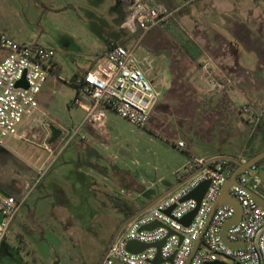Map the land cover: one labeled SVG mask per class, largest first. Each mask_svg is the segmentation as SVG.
I'll list each match as a JSON object with an SVG mask.
<instances>
[{
  "label": "rangeland",
  "instance_id": "rangeland-1",
  "mask_svg": "<svg viewBox=\"0 0 264 264\" xmlns=\"http://www.w3.org/2000/svg\"><path fill=\"white\" fill-rule=\"evenodd\" d=\"M113 2L115 0H0V33L19 43L38 42L57 53L60 77L47 79L36 96L38 109L47 117L50 127L69 128L80 122L84 112L72 104L77 92L74 82L81 78V70L99 60L109 39H123L121 36L118 40ZM261 2L264 5V0ZM182 3L183 0L177 4ZM254 14V19L258 18V14L264 17V10H256ZM186 20H189L188 17L174 16L157 32L155 41L150 38L145 41L151 50L166 57L173 55L162 64L161 58L153 64L156 81L160 82L158 89H162V93L151 111L149 125L133 127L116 113L106 111L105 136L94 139L90 144H81L84 149L78 156L72 152L73 162L67 165L66 174L71 175L76 183L72 186L73 190L70 187L77 197L70 212L67 211L71 216L65 213L54 222L48 211L44 222H38L42 231L22 222L17 224L0 245V264H98L122 215L107 207L103 196L96 190L85 201L81 198L88 189L80 182L81 173L91 170L89 173L96 183H105L111 191H119L130 202L133 200L141 204L148 201L146 192L154 191L155 197L167 188L165 182L175 183L179 175L177 171L186 158L183 151L173 146L175 140L169 133L176 132L180 139L198 152L225 154L237 151L236 140L222 134L232 130L233 125L229 122L220 125L221 133L219 128H212L211 123L218 125L223 118L231 121L233 117L237 125L234 130L246 133L249 131L248 115L241 110L246 107L249 113L259 117L263 102L252 99L255 95L248 98L250 91L243 85L235 87L237 82H231L234 76L231 64L224 57H215L210 50L211 57L194 59L199 62L196 66L201 72L206 67L218 80L222 75L228 77L229 81H223L229 90L223 91L222 103L213 111H204L202 105L190 103L189 99L195 93L187 91L183 84L186 71L190 69L183 50L190 53L193 45L190 36L199 39L201 34L198 30H189L184 22ZM120 32L126 35L124 31ZM148 55L152 58L150 53ZM243 74L246 80L248 74ZM195 76L196 79L199 77L198 69ZM197 80L200 87V79ZM251 85L254 86V83ZM233 88L238 92H230ZM259 125L257 122L251 135L257 143L256 147L260 144ZM202 135L205 140L197 139ZM39 143L42 141L30 136L27 140L12 138L9 141L10 148L3 149L0 154V183L3 186L18 184V174L33 173L34 166L43 162L46 153L37 146ZM261 148H264V136ZM32 207L28 202L22 209L27 211Z\"/></svg>",
  "mask_w": 264,
  "mask_h": 264
},
{
  "label": "built area",
  "instance_id": "built-area-1",
  "mask_svg": "<svg viewBox=\"0 0 264 264\" xmlns=\"http://www.w3.org/2000/svg\"><path fill=\"white\" fill-rule=\"evenodd\" d=\"M119 1L124 8L119 28L131 37V42H111L99 60L74 82L77 93L72 104L84 112L80 122L69 128L59 126L54 140H48L50 133L42 140L47 160L35 168L31 178L23 180L19 196L0 194V244L20 206L63 152L75 141L92 143L93 138L87 131L105 136L106 111L116 113L133 127L144 128L148 124L160 92L147 74L154 70L153 59L148 53L138 56L137 49L150 30L164 28L182 5L170 8L156 0ZM202 69L207 92L229 90L228 85L216 79L206 67ZM59 71L54 49L35 41L19 43L0 33V149L7 147L12 138L27 140L22 129L38 110L36 96L47 79H59ZM22 76L26 88L15 85ZM241 111L248 115L252 135L259 117L249 113L246 107ZM45 125L50 126L48 122ZM173 146L186 154L177 171L181 183L130 219L119 230L99 264H155L157 249L148 246L140 252H130L126 244L131 240L145 244L163 241L158 251V264L215 261L219 264H264V208L253 197L255 193L264 199L258 166L251 165L238 173L228 186V193L240 204L241 214L238 221L226 229L224 238L222 227L234 215V208L229 204H216L233 170L248 160L245 148L234 156L204 158L187 152L185 140L178 139ZM205 181L208 186L198 203L192 198L184 199ZM195 209L189 223L182 224L181 219ZM148 225L152 227L144 228ZM226 242H238L239 246L231 247Z\"/></svg>",
  "mask_w": 264,
  "mask_h": 264
},
{
  "label": "crops",
  "instance_id": "crops-1",
  "mask_svg": "<svg viewBox=\"0 0 264 264\" xmlns=\"http://www.w3.org/2000/svg\"><path fill=\"white\" fill-rule=\"evenodd\" d=\"M156 1L162 2L167 7L172 8L178 5L177 3H180L181 0H156ZM113 3H114V7L112 9V12L114 17V22L116 24L117 35L119 34L118 35L119 37L122 36L123 39H126L125 38L126 35L123 36L119 28V23L122 21L124 16L123 5L119 0H115V2ZM183 3H185V6L183 8L185 10L184 14L176 15L175 17L178 16L188 17L189 20L184 21L186 22L185 24L186 27L192 31L198 30L201 34V37L199 39L190 36L191 42L193 44V45L191 44L192 49L194 48L195 52L192 49L190 53L186 49L183 50V54L185 53L186 55L183 57L187 60L186 61L187 63H190V69L186 71L183 84L187 91L189 90L195 93L194 97H190L189 99L190 103L192 105L194 103L199 106L202 105V109L204 111H208V110L213 111L215 106L222 103L221 101L223 100V96H224L222 94H224L225 92L223 93V90H221V92H219V90L214 91L212 93L207 92V84L204 78V74L203 72H201V70H199V68H197L198 66H196L197 64H199V62H196L194 60L196 59V57L199 58L211 57L212 55L210 54V50L212 51L215 57L217 56L224 57L225 59H227L228 63L231 64L232 69H234V71H232L234 76L231 79V82L232 83L237 82L236 86L233 84L235 87L240 88L243 85V87H246V89L250 91L248 94V98L250 95H255L254 96L255 98L252 99L262 100L263 102L262 111L261 114L259 115L260 144L258 145V147H256L257 143L251 137L249 131L246 133L242 132L240 134L238 130H234L235 128H237V125H235V120H233L232 117V119H230L231 121H227L226 119L223 118V121H220L218 125H213L211 123V126L212 128L213 126L215 128H219V130L222 133V129L220 128V125L222 124L227 125L228 122L233 125L232 130L229 129L227 133L225 132L222 134L226 135L228 138H234L236 140L237 142L236 152L225 153V154L198 152V150L194 149L191 144H187L188 146L187 152H190L191 154L197 157L211 158L222 155L234 156L238 154L243 148H245V155L247 156V153H250L251 151L256 150L257 148L262 147L263 136H264V17L263 14H258L257 19L253 18L255 17L254 11L264 10V5L261 2V0H255V2H249L248 0H245L243 3L241 0H183ZM159 30L160 29L150 30L144 36V38L141 41L142 43L139 45V48L137 49L138 56H141L142 54L145 53H150L152 55L154 64L156 63V60L158 58H161L160 64H162L166 60V58L169 57L171 58V56L173 57V55H167V57L165 55H161L160 52H155L154 50H151L147 46V43L145 41L149 38L155 41V39L158 36L157 32ZM129 42H131V40L128 41L127 43ZM107 48L108 46H106V48L101 51L100 57L102 54H104ZM198 49H200V51H198ZM174 52H176V50H174ZM157 66L158 64H156V68ZM78 69L80 70L79 67ZM88 69L89 68L85 70H81L83 71L82 75ZM197 69L199 71V77L197 79H200V87L197 85L198 80L196 79L195 76ZM154 70L148 71L147 74L150 81L152 82L154 87L160 92L161 95L162 89L161 90L158 89V84L160 82L156 81V74L154 73ZM243 73L248 74L247 76L248 78H245L246 80H244ZM220 79H222L221 82L224 84L225 81L223 80L229 81V78L228 77L226 78L225 75L224 76L222 75V78ZM257 81L258 83H256ZM251 83H254V86L252 85L250 86ZM230 92H238V91L233 88L232 91ZM213 117L216 118V115H213ZM218 119L220 118L218 117ZM43 122L45 123L47 122V117L38 109L36 110L32 119L27 121V123L24 125L22 132L25 133L27 136H30L32 139H37V140L39 139L42 141L49 133L51 134L50 126L48 127ZM54 129H57L59 131V126L55 127ZM87 133L90 136H92L93 140L100 138V135H98L97 133H93L89 131H87ZM169 136L171 137L172 140L175 141L181 138L180 136L176 135V132L169 133ZM197 139L205 140L206 137L202 135ZM41 144L42 143H39L37 146L39 148H42ZM81 144L83 143L79 141H75L63 152L59 161L49 170V172L40 181V183L33 189V191L27 197L25 202L20 206L17 214L15 215L13 221L9 226L7 235L12 229L16 227L17 224H21V222L24 225L29 224L30 226H33L35 229L36 227H38L42 231L43 228L42 226L40 227L38 222L40 221L44 222L45 215L47 214L48 211L51 212L49 216L50 218L53 219L54 222H56L57 219L62 218L65 215V213L71 216V214L68 212H70L71 205L77 202V197L73 195L72 191L70 190V187L73 190L72 186L75 185L76 183L72 181L71 175L66 174L67 173L66 170L68 168L67 166L68 163L70 161L73 162L72 159H74L73 157L74 154L72 152H76L75 154L77 155L84 149L83 147H81ZM5 148L9 149L10 148L9 144ZM5 148L0 149V154L4 151L3 149ZM90 149L92 148L90 147ZM46 160H47V155L41 164H43ZM41 164L34 166L33 173H26L22 175L18 174L17 176L18 184H14L12 186H5V185L3 186V184L0 183V194L2 193L1 195L5 194V195L19 196L23 189L22 188L23 180L31 178L35 174V170H36L35 168L40 166ZM89 171L85 173H81L80 171L81 173L80 182L83 185H85L86 188L88 187V189L86 190L89 191L87 192L85 190L86 195L85 196L82 195L81 198L85 201L86 198L87 199L90 198L92 192L96 190L100 193V195L103 196L105 200L104 203L107 204V207L111 208V203L109 202L106 195L116 194V192L111 191L109 187L105 185V183L102 182L96 183L95 178L91 176ZM61 175L63 176L62 178L60 177ZM176 180H179L178 177ZM117 194H119L125 200L129 201L126 197H124V195H122L121 192L118 191ZM95 199L96 198H94V200ZM28 202H30L33 205V207L31 210L28 209L27 211H25L22 208L23 206L28 204ZM132 203L135 202L132 200ZM43 226L50 227L49 224H44ZM52 231H53L52 234H55L54 230ZM102 256L103 254L101 255V258ZM101 258L99 259L98 264Z\"/></svg>",
  "mask_w": 264,
  "mask_h": 264
},
{
  "label": "water",
  "instance_id": "water-1",
  "mask_svg": "<svg viewBox=\"0 0 264 264\" xmlns=\"http://www.w3.org/2000/svg\"><path fill=\"white\" fill-rule=\"evenodd\" d=\"M16 86H20L23 88H26L27 84L25 82L24 76L21 77L20 80H18L15 84ZM50 132H51V140H54L57 135L59 134V131L57 129L51 128L50 127ZM264 158V149L261 150L260 152L256 153L254 156H252L251 158H249L245 163L243 164H239L231 173V175L229 176V178L227 179L226 183L224 184V186L222 187V190L220 192V195L218 197L217 200V205L220 204H229L234 208V215L228 220L226 221V223L223 225L222 227V237L224 238V234L226 229L235 224L241 214V208H240V204L239 202L233 198L229 193H228V186L234 182L235 180V176L246 170L249 166L251 165H255L258 161H260L261 159ZM258 174H259V178L261 183L264 185V168H259L258 170ZM181 183V181L176 182L175 184H173L171 187L165 189L164 191H162L159 195H157L156 197H154L150 202H148L146 205H144L140 210H138L136 213H134L133 215H131L130 217H128L127 219H125L118 227V229L115 231V233L113 234V237L111 238L109 244L107 245V248L105 250V252L107 251V249L110 247V245L112 244V242L114 241L116 235L118 234L119 230L132 218H134L135 216H137L138 214H140L141 212H143L144 210H146L149 206H151L154 202H156L158 199H160L161 197H163L165 194H167L168 192H170L172 189H174L177 185H179ZM208 186V181L202 182L201 184H199V186L197 188H195L191 193H189L184 199L187 198H192L194 199L197 203L200 201L202 195L204 194L206 188ZM2 194V193H1ZM5 195V194H4ZM253 197L255 198L257 204L264 208V199L262 197H260L259 195L253 193ZM167 212H169V210H167ZM196 209L193 210L192 212H190L189 214H187L186 216H184L181 219V223L186 225L189 223L190 219L192 218V216L195 214ZM152 225H148L144 228L148 229L151 228ZM163 241L160 242H156L153 244H145V243H141V242H137L134 240L128 241L126 244V249L130 252H140L141 250H143L144 248L148 247V246H154L157 249V254L153 260V262L155 264L159 263V248L162 245ZM229 246L231 247H237L239 246L238 242H226ZM171 260V258L169 259ZM204 264H219L218 262H205Z\"/></svg>",
  "mask_w": 264,
  "mask_h": 264
},
{
  "label": "trees",
  "instance_id": "trees-1",
  "mask_svg": "<svg viewBox=\"0 0 264 264\" xmlns=\"http://www.w3.org/2000/svg\"><path fill=\"white\" fill-rule=\"evenodd\" d=\"M181 5L182 6L179 8L178 12L174 16L184 14L185 10L183 8H184L185 4L182 3ZM120 31H123V30L120 29ZM119 38H118V40H119ZM125 38L126 39H122L121 41H117V40H114V39H109V41L107 42V46H109V44L111 42H118V43L125 44V43H127L128 41L131 40V37L127 36V33H126V37ZM123 40H125V41H123ZM261 150H263V148H257L253 153H247L248 159L251 158L252 156H254L256 153L260 152ZM256 165L258 166V168H260V167H263L264 168V158L261 159L260 161H258L256 163ZM177 181H179V180H176L175 182H177ZM165 186L167 188H169V187L172 186V183L165 182ZM145 194H146L145 196H146V198H147L148 201H143V202H141V204H136V203H132L130 201H127V200H125L124 198H122L117 193L116 194H107L106 196H107L109 202L111 203V208L113 210H115V211L120 212L122 214L123 218L127 219L128 217H130L131 215H133L134 213H136L138 210H140L148 202H150L154 198L153 195H155V192L152 191V190H150V191L146 192ZM119 225H120V223L117 225L116 230L118 229ZM115 231H114V233H115ZM113 234H112L111 238L113 237ZM111 238H110V240H111Z\"/></svg>",
  "mask_w": 264,
  "mask_h": 264
},
{
  "label": "flooded vegetation",
  "instance_id": "flooded-vegetation-1",
  "mask_svg": "<svg viewBox=\"0 0 264 264\" xmlns=\"http://www.w3.org/2000/svg\"><path fill=\"white\" fill-rule=\"evenodd\" d=\"M125 220V218L122 217L121 221H120V224Z\"/></svg>",
  "mask_w": 264,
  "mask_h": 264
}]
</instances>
